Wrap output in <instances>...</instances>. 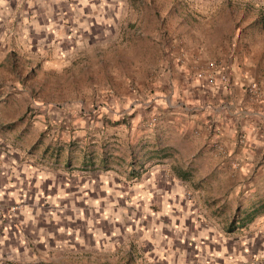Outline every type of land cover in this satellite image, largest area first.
I'll return each instance as SVG.
<instances>
[{"label": "crops", "instance_id": "1", "mask_svg": "<svg viewBox=\"0 0 264 264\" xmlns=\"http://www.w3.org/2000/svg\"><path fill=\"white\" fill-rule=\"evenodd\" d=\"M178 1L193 9L192 16L179 20L205 27L190 30L191 43L176 46L171 40L185 41V29L150 32L144 47L161 60L135 66L136 76L130 72L110 80L92 127L84 111L70 114L67 105L32 100L26 110L24 103L17 112L8 111L10 93L0 90V260H31L29 252L23 256L19 250L24 224L46 208L51 217L84 213L92 166L125 164L133 177L145 168L153 182H164L160 174H168L177 186L171 193L187 185L191 198L206 209L217 195L235 200L240 195L248 202L243 207L264 201V33L255 32L264 28L261 4L229 0L218 12L213 0ZM42 133L47 144L36 147ZM91 135L93 145L87 148ZM150 169L159 173L154 177ZM15 203L22 207L11 210ZM45 238L40 232L42 248L49 235Z\"/></svg>", "mask_w": 264, "mask_h": 264}, {"label": "rangeland", "instance_id": "2", "mask_svg": "<svg viewBox=\"0 0 264 264\" xmlns=\"http://www.w3.org/2000/svg\"><path fill=\"white\" fill-rule=\"evenodd\" d=\"M213 1L218 12L229 3ZM254 1L264 15V0ZM178 4V0H0V90L12 99L6 110L17 112L27 103L26 110L32 100L43 106L67 105L70 114L84 111L86 124L92 127L99 96L110 80L117 74L136 76L135 66H155L160 59L144 47L150 32L162 28L165 35L180 34L185 29V41L171 40L176 46L191 43L193 29L205 27L179 20L181 15L192 16L193 9L183 1L177 10ZM170 8L174 10L168 15ZM255 30L264 33V28ZM46 144V136L39 134L34 145ZM92 145L91 135L86 146ZM145 170L133 177L128 173L133 168L125 164L92 166L84 213L51 217L46 208L32 216L24 224L19 248L23 256L29 252L31 260L9 258L0 264H264V213L234 227L235 208L248 203L240 195L236 200L217 195L206 209L191 198L187 185L173 194L170 187L177 186L172 177L162 173L164 182H153L146 179ZM150 171L154 177L159 173ZM42 231L45 239L49 235L45 248L37 239Z\"/></svg>", "mask_w": 264, "mask_h": 264}, {"label": "trees", "instance_id": "3", "mask_svg": "<svg viewBox=\"0 0 264 264\" xmlns=\"http://www.w3.org/2000/svg\"><path fill=\"white\" fill-rule=\"evenodd\" d=\"M131 174H133V172ZM236 210L237 212L235 214L234 227L240 228L251 222L256 215L264 212V201L262 200L261 202H252V204H248L243 208L237 207Z\"/></svg>", "mask_w": 264, "mask_h": 264}, {"label": "built area", "instance_id": "4", "mask_svg": "<svg viewBox=\"0 0 264 264\" xmlns=\"http://www.w3.org/2000/svg\"><path fill=\"white\" fill-rule=\"evenodd\" d=\"M209 66H211V63L209 64ZM247 89L251 91V90H254L255 87H254L253 84H251V85L248 86ZM152 120H153V119H152ZM10 209H11V210H16V209H17V206L12 205V206H10ZM2 214H3V206H2V203H1V201H0V220H1Z\"/></svg>", "mask_w": 264, "mask_h": 264}]
</instances>
